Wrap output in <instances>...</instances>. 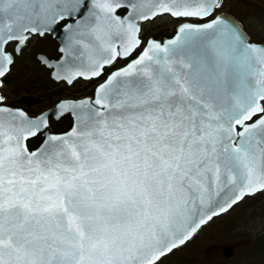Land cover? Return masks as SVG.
<instances>
[{"label": "snow or ice", "instance_id": "6c2138e0", "mask_svg": "<svg viewBox=\"0 0 264 264\" xmlns=\"http://www.w3.org/2000/svg\"><path fill=\"white\" fill-rule=\"evenodd\" d=\"M224 4L0 0V90L33 36L57 28L59 55L39 59L69 85L140 49L92 95L39 115L0 91V264H157L264 191V39ZM162 14L203 22L142 37ZM66 113L71 126L52 131Z\"/></svg>", "mask_w": 264, "mask_h": 264}, {"label": "flooded vegetation", "instance_id": "af4514ba", "mask_svg": "<svg viewBox=\"0 0 264 264\" xmlns=\"http://www.w3.org/2000/svg\"><path fill=\"white\" fill-rule=\"evenodd\" d=\"M124 10L122 9L121 12ZM181 18H175L168 14L158 15L154 19L143 22L142 37H154L163 39L171 37L175 32V27ZM188 21H196L188 18ZM62 27L57 28L56 33H46L44 36H33L29 44L24 48L23 54L17 56L16 62L7 76L6 86L0 90L7 97V102L16 107H21L30 115H39L52 108L58 100L62 98H80L94 93L95 86L106 74L116 67L123 66L130 58H134L140 49L132 57H120L112 65L105 66V73L99 79L87 80L77 78L71 85L65 81H57L50 75V68L41 63L39 56L43 55L55 59L58 55L59 35L62 34ZM260 41V40H258ZM11 47V45H9ZM22 102V103H21ZM50 129L55 132L67 130L72 117L66 113L62 118L49 116ZM36 147L42 140V136H35ZM221 254L220 252L217 255Z\"/></svg>", "mask_w": 264, "mask_h": 264}, {"label": "rangeland", "instance_id": "374dc122", "mask_svg": "<svg viewBox=\"0 0 264 264\" xmlns=\"http://www.w3.org/2000/svg\"><path fill=\"white\" fill-rule=\"evenodd\" d=\"M221 10L234 16L253 40L264 38V0H225ZM262 215L264 191H259L244 197L226 212L213 217L191 239L163 257L157 264H171L186 253L199 257L204 264H219L220 259L226 257L222 254L216 258L212 256V247L225 244L234 245L233 254L229 258L236 259L245 248H249L247 244L251 242V234L264 228ZM236 220L242 221L241 224L236 223ZM253 226L254 228H251Z\"/></svg>", "mask_w": 264, "mask_h": 264}, {"label": "trees", "instance_id": "16d2710c", "mask_svg": "<svg viewBox=\"0 0 264 264\" xmlns=\"http://www.w3.org/2000/svg\"><path fill=\"white\" fill-rule=\"evenodd\" d=\"M35 140H36L35 137L30 138L28 140V144L30 147L35 144ZM262 217H264V215H262ZM241 222L242 221H240V220L239 221L236 220V223H238V224L239 223L241 224ZM261 222L263 223L264 219ZM254 226L251 228H254ZM250 241H251V242H249L250 244H247L249 246V248L247 250L245 248V250H243L242 254H240V256H238L236 259L232 260V258L231 259L230 258H221L219 264H264V228H262L260 231L252 233ZM167 255H165V256H167ZM213 255L214 254H212V256ZM165 256H163V257H165ZM217 256H219V255H217ZM215 258H216V256H215ZM160 260H158V262ZM227 260H228V262L225 263L224 261H227ZM171 264H204V262L202 259H200L199 257H196L194 254L186 253L183 256H181L180 258L173 260V262H171Z\"/></svg>", "mask_w": 264, "mask_h": 264}, {"label": "water", "instance_id": "95a60500", "mask_svg": "<svg viewBox=\"0 0 264 264\" xmlns=\"http://www.w3.org/2000/svg\"><path fill=\"white\" fill-rule=\"evenodd\" d=\"M219 11H222V10H219ZM222 12H224L228 17H230V18H232V19H234V20H236L235 18H233L230 14H228L227 12H225V11H222ZM176 18V17H175ZM181 19H183L182 21H180V22H178L177 24H176V26L178 25V24H180V23H183V22H185L186 20L185 19H187V18H194V19H197L198 21H196V22H193V23H199V22H203V20L201 19V18H196V17H180ZM206 19V18H205ZM237 21V20H236ZM189 22H192V21H189ZM238 22V21H237ZM239 23V22H238ZM175 31H176V27H175ZM174 34H175V32H174ZM173 34V35H174ZM167 38H169V37H164L163 39H167ZM264 39V38H263ZM22 103V102H21ZM53 108V107H52ZM52 108H50L48 111H50ZM70 114V113H69ZM71 115V114H70ZM72 124V123H71ZM71 126V125H70ZM38 134H40L41 136H42V140H43V138H44V134L43 133H38ZM41 140V141H42ZM40 144V143H39ZM39 144L37 145V146H39ZM36 146V147H37ZM259 192V191H258ZM250 195H253V194H250ZM247 196V195H246ZM238 203V202H237ZM226 212V211H225ZM224 213V212H223ZM220 214H222V213H220ZM220 214H217V215H215V216H218V215H220ZM215 216H213V217H215ZM212 217V218H213ZM206 224V223H205ZM181 246V245H180ZM180 246H177L176 248H178V247H180ZM175 249V248H174ZM212 249H213V253H214V255L215 254H217V252L218 251H220L225 257H231L232 256V254H233V250H234V245H228V244H225V245H219V247H212ZM168 254V253H167ZM166 255V254H165ZM163 257V256H162Z\"/></svg>", "mask_w": 264, "mask_h": 264}]
</instances>
